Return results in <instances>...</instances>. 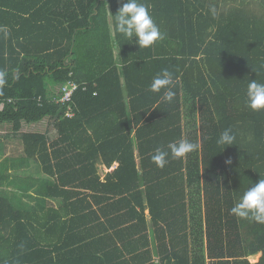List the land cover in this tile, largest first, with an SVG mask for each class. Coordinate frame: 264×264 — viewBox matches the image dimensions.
Here are the masks:
<instances>
[{"label":"trees","instance_id":"16d2710c","mask_svg":"<svg viewBox=\"0 0 264 264\" xmlns=\"http://www.w3.org/2000/svg\"><path fill=\"white\" fill-rule=\"evenodd\" d=\"M124 2L0 0V128L20 150L0 163V264H264V224L230 214L264 179V110L246 104L264 0H140L164 37L141 49L114 29ZM164 69L170 103L149 91ZM38 122L54 139L21 131ZM181 139L199 147L173 158Z\"/></svg>","mask_w":264,"mask_h":264},{"label":"clouds","instance_id":"9594fccd","mask_svg":"<svg viewBox=\"0 0 264 264\" xmlns=\"http://www.w3.org/2000/svg\"><path fill=\"white\" fill-rule=\"evenodd\" d=\"M113 17L115 31L130 43L137 44L140 49L148 48L164 38L148 8L140 0H126ZM5 83L6 73L0 71V87ZM174 86L173 74L164 69L153 78L149 85V91L160 93L161 90H164L161 99L170 103L176 95L173 91ZM246 104L251 110H264V83L257 82L255 79L249 81L246 88ZM234 141L235 136L231 134L230 129H226L220 134L217 143L230 146L234 145ZM198 147V144L186 139L170 143L167 146L173 158H183ZM168 156L169 151L157 148L151 156V161L157 167L163 168L167 163ZM230 162L228 161V163ZM230 214L240 219H249L264 224V179H259L243 193L239 202L230 209Z\"/></svg>","mask_w":264,"mask_h":264},{"label":"crops","instance_id":"0c3cea01","mask_svg":"<svg viewBox=\"0 0 264 264\" xmlns=\"http://www.w3.org/2000/svg\"><path fill=\"white\" fill-rule=\"evenodd\" d=\"M40 130L41 131H39V132H41V133H44L45 132L46 134L48 133L49 138L50 139H54L55 134H54V131L53 130L52 131L47 130V129H44V130L43 129H40ZM21 131L22 132H27V131H25L24 128H22ZM3 134H4V136H9V137H8V140L7 141H4L3 142L4 139L0 140V142H2V143H0V163H3L8 158H11V157H15L16 158V157H18V154L20 152V150L17 147L16 148H13V138L10 137V130H8L6 127H4V129H1L0 128V135H3ZM116 166L117 165L114 164V166L110 170H107L105 167H102L100 169L104 173H107V172L111 171L112 169H114ZM23 168H24V170L27 169L26 167H23ZM12 171H13L12 168L9 166L8 169H7V173L9 174V176L11 175Z\"/></svg>","mask_w":264,"mask_h":264},{"label":"rangeland","instance_id":"374dc122","mask_svg":"<svg viewBox=\"0 0 264 264\" xmlns=\"http://www.w3.org/2000/svg\"><path fill=\"white\" fill-rule=\"evenodd\" d=\"M44 122V121H43ZM43 122H38V123H30L28 125L25 124V126L23 127L25 129V131L27 132H39L41 131L40 129H48L50 131H52L51 127L47 126V123ZM43 125V126H42ZM13 153V152H12ZM15 153V152H14ZM32 194V193H31ZM26 200V199H25ZM259 258V255L253 256L249 258V261L251 263H255Z\"/></svg>","mask_w":264,"mask_h":264},{"label":"built area","instance_id":"2783aa9c","mask_svg":"<svg viewBox=\"0 0 264 264\" xmlns=\"http://www.w3.org/2000/svg\"><path fill=\"white\" fill-rule=\"evenodd\" d=\"M77 89V85L74 83H68L64 85L61 88L62 97L60 100H58L61 103H68L71 101V97L74 93V91ZM68 116H71V114H67Z\"/></svg>","mask_w":264,"mask_h":264}]
</instances>
